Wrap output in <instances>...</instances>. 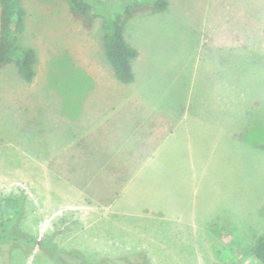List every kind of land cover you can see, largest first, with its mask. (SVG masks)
<instances>
[{
  "label": "crops",
  "instance_id": "crops-1",
  "mask_svg": "<svg viewBox=\"0 0 264 264\" xmlns=\"http://www.w3.org/2000/svg\"><path fill=\"white\" fill-rule=\"evenodd\" d=\"M247 8L234 6L232 12L242 18ZM169 11L168 4L158 13ZM155 21L139 25L168 28L163 20ZM80 24L57 23L50 36L44 31L41 37L31 29L44 30L43 22L31 24L26 18L20 39L35 50V76L27 83L17 70L14 76L6 66L0 69L3 117L17 126L14 136H0L7 142L0 146V172L30 173L29 189L45 188L48 177L49 197L56 202L81 198L116 217H132L166 213L173 199L180 198L175 192L202 185L205 173L214 180L223 167L233 171L237 164L241 169L252 155L264 156V138L248 136L259 123L235 122L229 62L215 52L200 63L205 45L208 51L219 45L213 39L215 26L205 38L202 24L189 48L177 45L175 37L133 29L126 36L123 28L125 42L137 51L130 63L133 80L125 84L104 55L102 32ZM258 108L251 112L257 115ZM33 197L25 192L9 202L47 203L29 200L38 198ZM128 204L134 210L125 208ZM43 225L37 236L45 232ZM52 230L58 235L59 230Z\"/></svg>",
  "mask_w": 264,
  "mask_h": 264
},
{
  "label": "rangeland",
  "instance_id": "rangeland-1",
  "mask_svg": "<svg viewBox=\"0 0 264 264\" xmlns=\"http://www.w3.org/2000/svg\"><path fill=\"white\" fill-rule=\"evenodd\" d=\"M167 1L170 11L158 13L149 9L152 0H85L95 17L90 31L102 32V21L122 14L133 4H137L136 14L122 22L126 36L133 29L139 34L175 37L177 45L189 48L191 40L199 38L200 26L203 24V36L207 38L212 24L216 27L213 39L221 47L208 51L210 48L205 45L200 63L205 64L215 52L225 63L229 62L235 79V122L259 123V128L252 127L248 136L264 138V0H251V5L249 0ZM23 4L28 22H43L46 30L31 29L39 31L41 37L44 31L50 36V28L57 23L75 20L64 0H23ZM224 6L230 7L229 11ZM234 6L248 7L241 15L244 20L232 12ZM155 20H163L168 28L139 25ZM134 23L137 24L133 27ZM19 42L30 47L24 37ZM195 50L194 45L193 53ZM5 70H13L16 76L13 63L6 65ZM255 107H259L257 115L251 112ZM8 118L3 117L0 105V136H14L17 126ZM239 128L243 133L242 126ZM6 144V140H0V146ZM1 159L0 155V162ZM223 169L214 180H210L211 173H205L202 185L195 189L176 191L180 198L173 199L166 213L141 216L136 212L137 216L132 213V217H116L110 210L81 198L56 202L49 197L48 177L45 188L29 189L26 181L30 173L0 172V264H263L249 251L264 236V156L252 155L241 169L237 164L233 171L230 167ZM25 192L30 197L38 196L29 200L47 203L9 202ZM125 208L134 210L129 204ZM56 211L53 218L39 220ZM41 225L46 230L37 236ZM52 229L59 230L58 235Z\"/></svg>",
  "mask_w": 264,
  "mask_h": 264
},
{
  "label": "trees",
  "instance_id": "trees-1",
  "mask_svg": "<svg viewBox=\"0 0 264 264\" xmlns=\"http://www.w3.org/2000/svg\"><path fill=\"white\" fill-rule=\"evenodd\" d=\"M67 2L69 14L79 21L85 30H90L95 17L90 14L91 7L85 0H64ZM150 11L160 12L166 9L167 0H152ZM137 4L127 6L122 14L102 21V44L104 55L111 65L116 78L125 84L131 83L133 73L131 61L137 56V51L128 45L123 37L124 18L136 14ZM26 8L23 0H0V69L13 63L18 75L27 83L35 76L36 53L31 47L20 44L24 30ZM264 35V31H263ZM4 229V223L1 225ZM0 230V239H1ZM255 259L264 264V236L258 238L249 251Z\"/></svg>",
  "mask_w": 264,
  "mask_h": 264
}]
</instances>
